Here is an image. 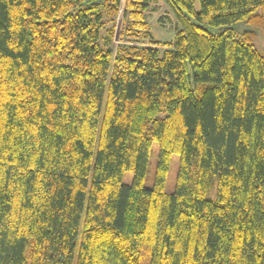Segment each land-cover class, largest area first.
<instances>
[{
	"label": "trees",
	"instance_id": "obj_1",
	"mask_svg": "<svg viewBox=\"0 0 264 264\" xmlns=\"http://www.w3.org/2000/svg\"><path fill=\"white\" fill-rule=\"evenodd\" d=\"M163 1L0 0V264H264V0Z\"/></svg>",
	"mask_w": 264,
	"mask_h": 264
},
{
	"label": "rangeland",
	"instance_id": "obj_2",
	"mask_svg": "<svg viewBox=\"0 0 264 264\" xmlns=\"http://www.w3.org/2000/svg\"><path fill=\"white\" fill-rule=\"evenodd\" d=\"M126 0H120V12L118 13V18L116 20V31L117 37L115 39V45H123V44H132L142 47H151L160 50L169 49L168 43L172 41L177 25L176 18L173 12L170 10L168 5L163 0H155V3L151 4L149 7V11L147 14V22L149 24V31L153 36V40L151 39H136L134 37H130L124 35V23L128 21V16H124V6L126 4ZM194 8L196 11H199L200 5L199 0H195ZM237 32H240L241 27H235ZM217 31V30H215ZM214 31V32H215ZM122 32V33H121ZM121 33L120 36L118 34ZM157 44H153V43ZM262 34L259 30L256 31V39L254 41V48L261 49L262 48ZM159 147L158 144L153 141L151 144L150 155L148 159L147 170L144 178V185L148 188L153 186L155 168L157 164ZM179 165V156L177 153H174L171 157L168 173L166 176V184L165 191L167 193H172L175 187V181L178 172ZM133 178L132 169L127 171L123 177L122 182L125 184H130ZM207 198L213 200L216 196V180L214 179L211 187L207 193ZM76 261V256L74 259V263Z\"/></svg>",
	"mask_w": 264,
	"mask_h": 264
},
{
	"label": "bare ground",
	"instance_id": "obj_3",
	"mask_svg": "<svg viewBox=\"0 0 264 264\" xmlns=\"http://www.w3.org/2000/svg\"><path fill=\"white\" fill-rule=\"evenodd\" d=\"M153 3H155V2H153ZM153 3H151V4H153ZM150 4V5H151ZM150 5L148 6V10L146 11V21H147V14H148V11H149V7H150ZM118 13H121L120 12V7H119V10H118ZM118 13H117V15H116V20H117V18H118ZM148 23V22H147ZM149 25V24H148ZM154 41V40H153ZM254 44V43H253ZM256 49V48H255ZM257 50H260V49H257ZM172 157V156H171ZM171 161V160H170ZM170 165V164H169Z\"/></svg>",
	"mask_w": 264,
	"mask_h": 264
}]
</instances>
